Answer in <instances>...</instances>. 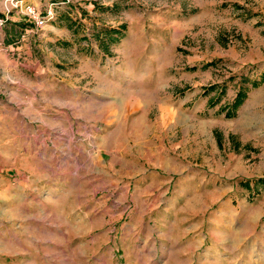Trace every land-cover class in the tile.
<instances>
[{
    "label": "rangeland",
    "instance_id": "1",
    "mask_svg": "<svg viewBox=\"0 0 264 264\" xmlns=\"http://www.w3.org/2000/svg\"><path fill=\"white\" fill-rule=\"evenodd\" d=\"M23 1L52 17L0 0V264H264V0Z\"/></svg>",
    "mask_w": 264,
    "mask_h": 264
},
{
    "label": "crops",
    "instance_id": "2",
    "mask_svg": "<svg viewBox=\"0 0 264 264\" xmlns=\"http://www.w3.org/2000/svg\"><path fill=\"white\" fill-rule=\"evenodd\" d=\"M161 236V235H160ZM159 235H151L150 237H145V244H151L153 242L154 246H158V244H161V242H164V245L168 247L166 250V263L170 264L173 263L172 261V254H174V257L177 259V262L180 264H186L187 260H189V256L194 253L195 249L197 247V244L202 243L205 238L198 235H190L185 236L184 238H178L175 237V235H169L167 237H160ZM141 245L137 244V247H140ZM193 250V251H192ZM161 254L160 251L155 250V254ZM138 262L141 260L142 257V250H138L137 254ZM157 263V258L153 259L152 263Z\"/></svg>",
    "mask_w": 264,
    "mask_h": 264
},
{
    "label": "built area",
    "instance_id": "3",
    "mask_svg": "<svg viewBox=\"0 0 264 264\" xmlns=\"http://www.w3.org/2000/svg\"><path fill=\"white\" fill-rule=\"evenodd\" d=\"M6 14L16 11L22 16L32 22L36 28H42L44 24L51 19L52 11L47 10L44 15L37 11V9L24 2L23 0H5ZM5 20L0 19V26Z\"/></svg>",
    "mask_w": 264,
    "mask_h": 264
},
{
    "label": "trees",
    "instance_id": "4",
    "mask_svg": "<svg viewBox=\"0 0 264 264\" xmlns=\"http://www.w3.org/2000/svg\"><path fill=\"white\" fill-rule=\"evenodd\" d=\"M117 30H112V32L109 33L108 38L110 40V42H118L120 37L118 35V32H116ZM111 34H115L116 36L113 37ZM262 80H264V76L262 77ZM257 86V83L253 84V87ZM246 98V91H244L243 88H240L239 91L237 92L234 101L232 103V108H231V112L230 109L227 108L226 110V117H233L234 116V112L236 111V109L243 103V101ZM214 102H212L211 104H213ZM263 180H258V182H262ZM243 187H245L246 189H249L248 183L244 184Z\"/></svg>",
    "mask_w": 264,
    "mask_h": 264
}]
</instances>
